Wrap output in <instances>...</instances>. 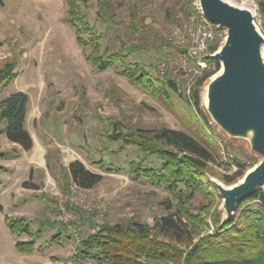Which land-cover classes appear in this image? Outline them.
Listing matches in <instances>:
<instances>
[{
  "label": "rangeland",
  "instance_id": "1",
  "mask_svg": "<svg viewBox=\"0 0 264 264\" xmlns=\"http://www.w3.org/2000/svg\"><path fill=\"white\" fill-rule=\"evenodd\" d=\"M223 1L249 10L264 38L260 0ZM67 2L0 0V69L7 63L16 66V77L6 86L0 84V101L14 92L28 96L24 127L33 141V149L25 153L0 135V154L9 156L0 160V264H101L82 258L78 248L103 225L130 229L140 224L151 237L185 250V241L171 232L159 233L156 222L169 216L179 220L175 213L183 207L193 220L207 224L202 231H212L213 216L225 220L214 184L229 188L242 180L224 183L236 170L231 160L245 163L247 172L261 161L251 150L250 135L230 137L207 112L206 87L221 65L201 89L200 110L207 123L184 99L210 68L208 59L223 45L226 31L207 22L198 0H79L99 36L95 44L100 53L127 55V62H136L155 86L171 80L180 94L153 97L132 85L120 67L119 72H96L85 61L66 22ZM5 125L0 122V130ZM113 128L120 131L115 137L127 142L123 149L106 138ZM161 129L220 146V158L197 174L199 188L181 182L171 192L130 174L131 161L146 160L133 144L152 143L149 139ZM100 159L110 171L99 167ZM30 160L32 165L27 164ZM74 161L101 175V181L88 190L78 188L68 175ZM148 162L159 164L153 158ZM6 163L16 164L19 171L5 173ZM4 216L28 224L34 236L31 254L16 251L15 243L29 241L30 236L11 235ZM184 223L182 219L181 230L196 241Z\"/></svg>",
  "mask_w": 264,
  "mask_h": 264
},
{
  "label": "trees",
  "instance_id": "2",
  "mask_svg": "<svg viewBox=\"0 0 264 264\" xmlns=\"http://www.w3.org/2000/svg\"><path fill=\"white\" fill-rule=\"evenodd\" d=\"M86 1V0H84ZM66 22L75 34L77 45L84 50V58L96 72L112 69L119 72L129 82L141 88L146 94L153 97L178 96L180 94L174 82L166 80L155 86L148 74L136 62H127L128 57L119 52L100 53L95 42L97 36L81 11L79 0H68ZM258 10L264 15V0L258 2ZM91 50L86 52L85 49ZM217 48H212L213 54ZM264 51V49H263ZM210 68L191 86L189 93L184 97L187 105L192 107L196 115L205 123L201 114V89L220 70V63L214 58L208 59ZM15 64L7 63L0 69V84L8 85L15 77ZM28 96L23 92H14L0 101V122L6 125L0 130L6 140L27 152L33 147L30 134L25 129ZM120 135L119 129L112 130L107 140L123 149L126 140ZM150 144L135 142L133 144L143 152L144 159L129 163L132 177L142 178L150 184L163 187L174 192L179 183L186 187H200V173L220 158V146L213 141L202 144L193 137L175 130L161 129ZM129 144V143H128ZM157 144L163 147L157 146ZM112 153V152H111ZM158 160L159 164L148 162ZM9 159L8 154H0V160ZM235 167L233 174L224 179L226 185L234 184L247 173V165L240 160H231ZM98 165L103 171H108V164L100 159ZM110 171V170H109ZM197 172V173H196ZM199 173V174H198ZM198 174V175H197ZM68 175L72 182L80 189H91L97 185L102 176L87 170L80 162L74 161L68 166ZM183 203V202H182ZM1 210V208H0ZM179 220L172 216L161 218L155 224L158 232H171L180 242H186V249L181 250L170 242L151 237L148 229L140 224L123 227L119 224L103 225L95 233L80 242L78 253L82 258L95 260L101 264H264V191L258 189L250 197L241 200L233 218L225 222L219 215L213 216L212 231L204 232L202 225L205 222L193 220L194 217L183 207H178L175 213ZM182 219L185 226L190 225L191 232L196 236L193 241L190 234L181 230ZM4 223L10 234L17 236L26 234L29 241H18L15 249L22 254H31L34 248V236L28 224L23 219H13L4 216Z\"/></svg>",
  "mask_w": 264,
  "mask_h": 264
},
{
  "label": "water",
  "instance_id": "3",
  "mask_svg": "<svg viewBox=\"0 0 264 264\" xmlns=\"http://www.w3.org/2000/svg\"><path fill=\"white\" fill-rule=\"evenodd\" d=\"M202 16L226 31L221 48L212 58L220 73L206 87V109L213 122L230 137L247 138L261 161L229 188L214 184L223 200L225 222L241 200L264 187V38L249 10L223 0H198Z\"/></svg>",
  "mask_w": 264,
  "mask_h": 264
},
{
  "label": "crops",
  "instance_id": "4",
  "mask_svg": "<svg viewBox=\"0 0 264 264\" xmlns=\"http://www.w3.org/2000/svg\"><path fill=\"white\" fill-rule=\"evenodd\" d=\"M26 114H27V112H26ZM26 118V117H25ZM14 145V144H13ZM14 146H16V145H14ZM18 147V146H17ZM20 148V147H19ZM32 149H33V147H32ZM31 149V150H32ZM30 150V151H31ZM25 152V151H24ZM27 152H29V151H27ZM27 152H25V153H27ZM11 162H13V161H11ZM10 162V163H11ZM32 160H30L27 164L28 165H32ZM5 170H6V172L5 173H7V172H12V174H13V172H17V171H19V168L17 167V165L16 164H9V163H6L5 164ZM16 174V173H15ZM17 175V174H16Z\"/></svg>",
  "mask_w": 264,
  "mask_h": 264
},
{
  "label": "bare ground",
  "instance_id": "5",
  "mask_svg": "<svg viewBox=\"0 0 264 264\" xmlns=\"http://www.w3.org/2000/svg\"><path fill=\"white\" fill-rule=\"evenodd\" d=\"M223 216H225V212L223 211Z\"/></svg>",
  "mask_w": 264,
  "mask_h": 264
},
{
  "label": "built area",
  "instance_id": "6",
  "mask_svg": "<svg viewBox=\"0 0 264 264\" xmlns=\"http://www.w3.org/2000/svg\"><path fill=\"white\" fill-rule=\"evenodd\" d=\"M204 35H206V34H204Z\"/></svg>",
  "mask_w": 264,
  "mask_h": 264
}]
</instances>
